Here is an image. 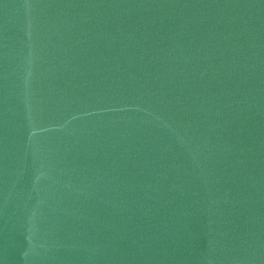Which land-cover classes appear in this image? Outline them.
Listing matches in <instances>:
<instances>
[{
  "label": "water",
  "instance_id": "95a60500",
  "mask_svg": "<svg viewBox=\"0 0 264 264\" xmlns=\"http://www.w3.org/2000/svg\"><path fill=\"white\" fill-rule=\"evenodd\" d=\"M0 264H264V0H0Z\"/></svg>",
  "mask_w": 264,
  "mask_h": 264
}]
</instances>
